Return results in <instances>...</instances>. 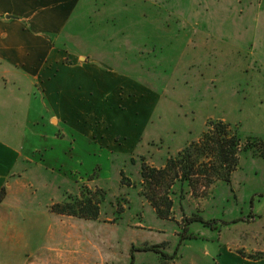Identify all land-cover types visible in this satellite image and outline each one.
Instances as JSON below:
<instances>
[{"label": "rangeland", "instance_id": "1", "mask_svg": "<svg viewBox=\"0 0 264 264\" xmlns=\"http://www.w3.org/2000/svg\"><path fill=\"white\" fill-rule=\"evenodd\" d=\"M168 1H111L110 7H121L118 13L95 11L92 28L74 29L91 52L69 63L85 64L94 76L86 78L93 91L71 92L72 129L47 125L50 138L37 141L47 149L31 156L50 173L33 165L21 172V161L15 164L30 201L19 209L15 200L3 206L16 211L0 223V264H161L158 255L140 251L131 262L130 252L159 246L172 254L192 214L243 222L216 223V230L191 224L195 239L185 241L167 264L194 261L205 232L235 253L264 255V0ZM112 14L118 27L107 22ZM254 20L256 28L241 23ZM83 78L77 76L78 83ZM218 121L239 135L242 149L249 146L230 183L217 182L197 196L177 184L170 218H158L143 196L142 164L162 167ZM65 132L78 137L74 159ZM64 157L66 171L59 175L53 170ZM59 177L61 194L39 189ZM86 198L99 206L96 220L51 212L55 204Z\"/></svg>", "mask_w": 264, "mask_h": 264}, {"label": "crops", "instance_id": "2", "mask_svg": "<svg viewBox=\"0 0 264 264\" xmlns=\"http://www.w3.org/2000/svg\"><path fill=\"white\" fill-rule=\"evenodd\" d=\"M111 1L117 2V0H0L1 224L5 220H10L13 211H16L14 207L10 209L3 207L6 203L15 200L19 209L25 207V202L30 201L28 184L20 179L19 173L14 174L15 164L21 161V172L29 171V166L33 165L34 169L41 173L43 169L50 173L45 162H36L37 160L31 156L35 152L43 153L47 149L38 146L37 141L50 138L47 136V125L54 130L62 125L72 129L70 126L74 122L70 116L72 113L76 114L73 112L76 105L72 104L71 92L75 93L79 87L85 91H93V88L89 87L91 83L86 81V78L94 76L84 69L85 64L74 66L69 63L74 56L79 60L83 59L82 56L87 59L88 55L85 53L91 52L90 42L87 39L83 41V34H77L74 29L92 28L91 19L95 11L118 13L121 7L119 4L110 7L108 3ZM103 2L106 3L105 6ZM168 2L170 4L171 1ZM99 4H102V7ZM112 15L116 17L112 16L109 19L107 17V22L117 24L115 26L118 27L119 18L117 14ZM241 23L258 27V20ZM262 26L264 27V20ZM79 44L86 48L79 49ZM77 76L85 78L78 83ZM53 119L57 123L52 125ZM36 125L38 127H35ZM72 133L64 134L70 137L71 143L73 142L70 147L73 156L70 159L78 155V137ZM85 138L91 139L89 136ZM67 162L68 159L65 157L57 159L59 166L56 165L58 169L53 171H58L59 175L65 173ZM15 176L18 178L15 179ZM61 183L59 177L53 184L44 182L39 189L45 188L46 192L61 194L63 191ZM103 183L105 184V181ZM3 193L5 196L1 199ZM22 218L26 219L24 214ZM12 229L18 228L13 226ZM49 229L50 227L46 228V232ZM203 234L205 244L197 251V258L191 262L187 261L188 264H264V259L243 258L220 240L209 238L208 232Z\"/></svg>", "mask_w": 264, "mask_h": 264}, {"label": "trees", "instance_id": "3", "mask_svg": "<svg viewBox=\"0 0 264 264\" xmlns=\"http://www.w3.org/2000/svg\"><path fill=\"white\" fill-rule=\"evenodd\" d=\"M240 137L237 133H230L227 124L218 121L210 123L197 141H193L183 147L176 155L166 159L162 167L156 168L142 164L140 170L143 196L153 208L156 216L167 220L173 210L174 187L178 184L182 188H188L189 194L197 196L201 190L204 192L217 182L230 183L232 174L237 170L239 158L249 146L241 148ZM202 192V194H203ZM183 190H180L182 197ZM184 194V193H183ZM51 212L89 220H96L99 216V206L93 203L91 198L81 201L73 199L62 204H55ZM250 217H252L250 215ZM243 222V219L235 218L231 221L220 222L206 219L200 215H193L184 220L181 232L178 235V244L172 254L159 249V246L132 248L130 259L133 262L134 252H152L159 256L162 263L173 262L179 252L180 246L188 240L195 239L190 230L191 224L197 223L202 228L216 230L232 224ZM218 224V225H219ZM243 258L249 260H262L264 255L248 256L237 252Z\"/></svg>", "mask_w": 264, "mask_h": 264}]
</instances>
